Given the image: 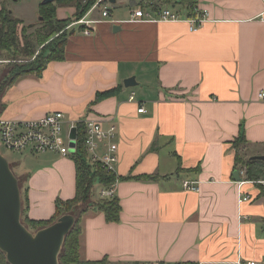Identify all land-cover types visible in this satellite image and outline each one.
<instances>
[{"label": "crops", "instance_id": "0c3cea01", "mask_svg": "<svg viewBox=\"0 0 264 264\" xmlns=\"http://www.w3.org/2000/svg\"><path fill=\"white\" fill-rule=\"evenodd\" d=\"M42 1L0 0V12L5 4L29 26L39 22ZM115 5L127 4L116 0ZM199 10L207 21L197 32L186 22L119 23L131 19L135 7L127 19L99 14L91 36L75 27L66 61L52 63L42 80L21 79L0 96L2 115L10 120L65 112L52 108V102H30L37 92L51 91L50 82L62 74L78 87L71 94L77 108L68 117L117 127L115 173L130 177L115 185L121 220L108 223L95 211L83 216L80 254L85 262L235 264L241 259L264 264V198L242 174L245 167H236L232 148L244 133L246 157L264 155V101L259 98L264 0H199ZM75 12L59 7L57 17L68 19ZM132 77L137 86L126 88L125 80ZM118 87L116 96L91 105L98 92ZM29 153L25 169L15 166L25 180L24 191L29 188L27 215L50 220L58 199L76 195V165L71 156ZM33 164L37 167L30 170ZM235 172L251 197L242 204ZM150 175L159 179H138ZM184 180L199 183L200 191H185Z\"/></svg>", "mask_w": 264, "mask_h": 264}, {"label": "trees", "instance_id": "16d2710c", "mask_svg": "<svg viewBox=\"0 0 264 264\" xmlns=\"http://www.w3.org/2000/svg\"><path fill=\"white\" fill-rule=\"evenodd\" d=\"M98 0H57L56 3L39 6V15L42 21L38 23V28L30 31L27 26H22L23 21L16 18L9 12V9L2 5L0 12V59L7 57L15 60L18 57L31 59L30 63L11 67L10 74L6 78V88H11L16 85L21 79L29 76L42 77L45 70L55 62L66 61L67 46L70 37L75 34V27H68L79 20L91 9ZM143 8H151L152 11L158 12L166 6L179 8L182 16L192 18L197 17L199 13V0H144L141 3ZM59 7H73L76 9L73 17L68 19H59L57 17V9ZM21 28V37L19 29ZM77 27V26H76ZM79 31L83 32V26H78ZM57 36V37H56ZM22 41V42H21ZM43 47L39 54L36 55L38 49ZM14 53V54H13ZM122 87L116 89L98 92L91 105L98 104L106 99H109L120 91ZM248 141L244 133L237 138L232 148L236 154V167H245L246 178L250 182L264 181V162L251 160L245 155V150ZM76 165V195L71 200L58 199L56 202V214L50 220H31L27 215L29 207L28 187L23 191V224L31 231H38L55 223L60 217L73 214L76 206L95 199V187L110 188L116 185L120 180H128L127 178H118L116 174L108 172L99 164H91L89 156L85 148V129L80 125L78 134L77 153L71 156ZM181 168L177 171L180 172ZM149 182L159 179L156 175H150L138 178ZM22 181V180H21ZM260 190V197L264 198V186L256 183ZM98 200L92 201L88 206L75 215L76 225L70 234L66 237L65 244L60 255V264H108L107 258L99 262H82L80 254V238L83 233L82 218L90 211L102 213L108 223H119L121 220L122 206L119 198L116 196L111 199L97 197ZM0 264H9L6 255L0 251Z\"/></svg>", "mask_w": 264, "mask_h": 264}, {"label": "built area", "instance_id": "2783aa9c", "mask_svg": "<svg viewBox=\"0 0 264 264\" xmlns=\"http://www.w3.org/2000/svg\"><path fill=\"white\" fill-rule=\"evenodd\" d=\"M110 3V0H107ZM102 18H110L111 14L107 6L101 12ZM264 20V13L260 17ZM207 21V14L201 12L197 17H184L179 12L167 8H162L158 12L151 8H139L131 14V19L119 21V23L136 22H186L192 32H197ZM115 23V21H112ZM98 21L84 17L78 22L70 25L68 29L76 26H83V34L92 35V26ZM260 100L264 101V91L259 95ZM135 98L131 96L130 100ZM140 109L139 113H143ZM80 125L85 129V148L91 164H99L105 170L115 173L116 166L119 163L118 146L115 143L117 138V127L111 125L105 127L101 122L93 119L75 120L69 118L64 112H51L42 118L31 120H10L2 115L0 106V146L11 152H28L34 154L55 153L62 156H73L77 153L78 134ZM76 130L75 140L71 138L72 131ZM75 142V147L71 148V143ZM246 174V169L242 171ZM249 182V181H248ZM246 182H238L239 203L248 202L251 197L242 190ZM264 185V181L249 182ZM182 188L185 191L199 192L200 185L197 182L184 180ZM101 198L111 199L115 197V185L110 188H103L99 193ZM235 264H258L255 261L243 262L238 259Z\"/></svg>", "mask_w": 264, "mask_h": 264}, {"label": "water", "instance_id": "95a60500", "mask_svg": "<svg viewBox=\"0 0 264 264\" xmlns=\"http://www.w3.org/2000/svg\"><path fill=\"white\" fill-rule=\"evenodd\" d=\"M57 0H43L42 4H53ZM115 4L116 0H110ZM42 21V17H39ZM35 24L28 27L32 29ZM120 28L115 26L114 30ZM126 88L137 86L136 78L124 82ZM71 138L75 140L76 130ZM75 147V142L71 143ZM251 160L264 162V155L254 156ZM236 181H240L239 172L234 173ZM23 199L20 181L15 175L10 162L0 151V251L6 255L9 264H60L66 237L76 225V217L67 214L60 217L52 225L31 232L22 222Z\"/></svg>", "mask_w": 264, "mask_h": 264}, {"label": "rangeland", "instance_id": "374dc122", "mask_svg": "<svg viewBox=\"0 0 264 264\" xmlns=\"http://www.w3.org/2000/svg\"><path fill=\"white\" fill-rule=\"evenodd\" d=\"M142 0H118V3L120 4L121 2H125V4H127L126 6L122 7L120 5H115V4H111L108 3L107 0H98L92 7L91 9L85 14L84 17H88L91 19H99L97 18L99 14H101L102 17V11L104 10L105 6H107V8L109 9L110 14L113 12L116 15H118L119 17L123 18V19H127L130 17V13L134 10H138L141 4ZM169 8H173L170 6H166ZM112 16V14H111ZM83 17V18H84ZM100 17V18H101ZM111 18V17H110ZM103 19H107V18H103ZM38 23L36 22L35 26L30 29V31H33L35 29L38 28ZM25 27H27V25H23ZM21 28L19 29V33H20V37H21ZM57 37V36H56ZM22 42V41H21ZM43 47H40L38 49V52L36 53V55L39 54L40 50ZM14 54V53H13ZM5 57L0 59V96L4 93L7 82H6V78H8L10 71H11V67L14 66L15 64L17 65H24L27 63L32 62L33 60H35V57L31 58V59H25L23 57H18L15 60H11L7 57V53H4ZM44 77H25L24 79H35V80H42ZM50 86H52L51 91L47 90V92H37L35 95L32 96V98L30 99L31 105L33 106H40V105H45L47 103H54L55 105L52 108H55V110H61L63 108H66V111L64 112L67 115H70L69 113H72V111H74L77 107L74 105L73 102V98L74 96H72L71 94L76 93V89L78 88L75 85H72L71 81L69 79H65V76H63L62 74L59 75L58 77L54 78L50 84ZM73 92V93H72ZM58 101L61 102V104H64L66 106L69 107H64V106H59ZM68 111V112H67ZM71 111V112H70ZM67 112V113H66ZM72 115V114H71ZM70 118V117H69ZM0 151L2 152V154L5 156V158L10 162L13 171L15 173V175L18 177L19 181H20V187L22 190V196H23V191H24V179H20V173H21V169L19 167L18 170H16V164L18 165H23L24 169H25V160H28V156H31L30 153L28 152V150L24 151V152H11V151H7L5 148H3L2 146H0ZM29 164V163H28ZM27 165V163H26ZM40 165V164H39ZM38 165V166H39ZM30 170H33L37 167L36 164H33L31 166H28ZM25 176L29 177V174L27 173ZM95 192H96V196L95 199H92L89 202L86 203H82L78 206H76L73 210V216L78 215L81 213L82 210H84L88 204L92 203V201L98 200V196H99V192L101 190L100 186H96L95 187ZM37 232L34 231L33 233ZM82 262H85L82 258H80Z\"/></svg>", "mask_w": 264, "mask_h": 264}]
</instances>
